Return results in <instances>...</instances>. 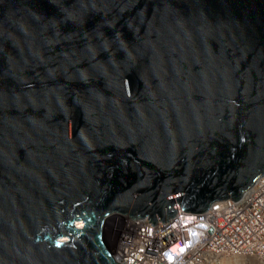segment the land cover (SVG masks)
I'll use <instances>...</instances> for the list:
<instances>
[{"label":"water","instance_id":"95a60500","mask_svg":"<svg viewBox=\"0 0 264 264\" xmlns=\"http://www.w3.org/2000/svg\"><path fill=\"white\" fill-rule=\"evenodd\" d=\"M262 174L264 0H0V264H124L112 213Z\"/></svg>","mask_w":264,"mask_h":264},{"label":"built area","instance_id":"2783aa9c","mask_svg":"<svg viewBox=\"0 0 264 264\" xmlns=\"http://www.w3.org/2000/svg\"><path fill=\"white\" fill-rule=\"evenodd\" d=\"M167 222L112 213L117 243L112 251L124 264H207L215 257L264 259V174L233 201H214L203 212L178 205Z\"/></svg>","mask_w":264,"mask_h":264},{"label":"rangeland","instance_id":"374dc122","mask_svg":"<svg viewBox=\"0 0 264 264\" xmlns=\"http://www.w3.org/2000/svg\"><path fill=\"white\" fill-rule=\"evenodd\" d=\"M116 213V212H115ZM119 214H122V215H127V214H125V213H119ZM111 217V216H110ZM108 219V220H107ZM111 222H112V219L111 218H109V216L105 219V221L103 222V224H102V232H103V236H104V238H105V241H106V243L108 244V246H110L111 248H114L115 246H116V243H117V238H116V235L112 232V226H111ZM78 225H81V223H79L78 222ZM64 239H67V236H64L63 237ZM231 257V256H230ZM229 256L228 257H223L224 258V263L223 264H231V258H230ZM220 258H222V257H219L218 258V260L220 259ZM227 258H228V260H227ZM234 258V257H233ZM245 258V257H244ZM247 258V257H246ZM245 258V259H246ZM217 260V261H218ZM247 261L248 260H250V259H246ZM245 260V261H246ZM253 260V259H252ZM259 260V259H258ZM262 261H264V259H261ZM220 261V260H219ZM227 261H228V263H227ZM241 261V262H243V263H239V264H254V262L253 261ZM250 262V263H249ZM207 264H209V262L207 263ZM238 264V263H237Z\"/></svg>","mask_w":264,"mask_h":264},{"label":"bare ground","instance_id":"6f19581e","mask_svg":"<svg viewBox=\"0 0 264 264\" xmlns=\"http://www.w3.org/2000/svg\"><path fill=\"white\" fill-rule=\"evenodd\" d=\"M145 218V217H144ZM108 220V219H107ZM105 221V220H104ZM79 223H81V222H79ZM77 225H78V222H77ZM110 247V246H109ZM110 249H111V251H112V248L110 247ZM112 253L114 254V252L112 251ZM114 257H116V256H114ZM247 257L248 259H250L251 261H253L254 262V264H264V261H262L261 259H259V258H257V257H253V256H235L234 258L232 257H230L231 258V264H239V263H243V262H241V261H245L246 259L245 258ZM117 258V257H116ZM218 258L219 257H215V258H212L210 261H209V264H223L224 263V258L222 257V258H220L219 260H218ZM253 259V260H252ZM259 259V260H258ZM218 260V261H217ZM227 260H228V258H227ZM250 260H248V261H250ZM247 261V260H246ZM245 261V262H246ZM247 261V262H248ZM250 261V262H251ZM246 262V263H247ZM249 262V263H250ZM227 263H228V261H227ZM230 264V263H229ZM248 264V263H247ZM251 264V263H250Z\"/></svg>","mask_w":264,"mask_h":264}]
</instances>
